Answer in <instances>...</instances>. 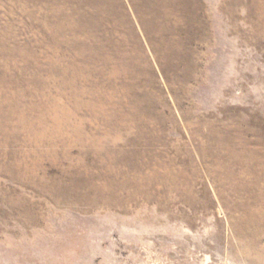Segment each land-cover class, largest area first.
Returning a JSON list of instances; mask_svg holds the SVG:
<instances>
[{"label":"rangeland","instance_id":"1","mask_svg":"<svg viewBox=\"0 0 264 264\" xmlns=\"http://www.w3.org/2000/svg\"><path fill=\"white\" fill-rule=\"evenodd\" d=\"M0 264H264V0H0Z\"/></svg>","mask_w":264,"mask_h":264}]
</instances>
